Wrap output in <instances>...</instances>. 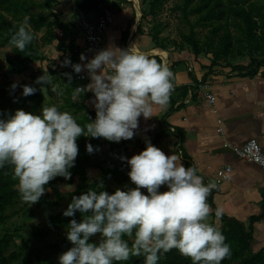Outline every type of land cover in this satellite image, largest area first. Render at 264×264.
I'll return each mask as SVG.
<instances>
[{"label": "clouds", "instance_id": "9594fccd", "mask_svg": "<svg viewBox=\"0 0 264 264\" xmlns=\"http://www.w3.org/2000/svg\"><path fill=\"white\" fill-rule=\"evenodd\" d=\"M33 40L30 17L25 15L10 42L23 52ZM85 59L81 54L80 60ZM69 65L77 74L87 70L90 83L76 91L94 94V121L82 127L70 112L56 106H43L39 115L16 110L0 119V168L12 166L20 197L30 205L40 201L48 191L45 186L56 177L71 178L79 137L116 143L130 140L139 118H152L153 105L166 107L174 91L173 71L133 46L110 45L83 65L65 58L62 66ZM65 75L71 81V74ZM35 83L49 87L51 80L42 75ZM18 86L13 83L11 88ZM36 91L24 85L22 95ZM145 145L139 154L121 157L136 187L125 186L112 194L88 190L73 196L63 215L74 217L79 212L81 220L73 218L67 225L66 237L73 246L59 256V264H123L141 256L144 264H158L173 249L192 264H222L230 258L226 237L207 222L212 214L208 197L216 184L206 185L195 167L185 168L176 155H166L150 140L145 139ZM86 150L92 154L93 145L87 144ZM161 186L168 190L160 192ZM222 215L217 208L215 216ZM97 234L98 242H90ZM126 237L132 239L131 245Z\"/></svg>", "mask_w": 264, "mask_h": 264}, {"label": "crops", "instance_id": "0c3cea01", "mask_svg": "<svg viewBox=\"0 0 264 264\" xmlns=\"http://www.w3.org/2000/svg\"><path fill=\"white\" fill-rule=\"evenodd\" d=\"M127 3L132 4L130 1ZM128 12L132 14V9L126 8L117 14L114 12V24L101 33L104 41L102 49L110 45L125 49L128 39V48L133 46L136 51L148 54L150 58L160 59H156L158 63L173 71L174 91L166 107L153 105L152 118H139V127L132 139L116 143L103 138H87V141L97 143L92 155L95 164L100 165L88 169L86 175L92 177L89 183L100 180L101 168H109L108 175L99 185L113 191L125 190V186L136 187L128 176L129 165L121 157L131 158L139 154L145 150V139H148L166 155H176L178 162L181 161L185 168L195 167L206 185L209 182L216 184L210 193V202L208 198L212 210L208 223L220 228L221 220L213 214L217 208L222 209L223 217L235 219L246 228L251 218L261 217L252 225L253 251H258L264 246V172L258 165L236 158L229 149L223 147V142L242 145L249 139H255L264 153V65L252 67L250 61H235L234 64L220 62L215 65L211 63L209 54L200 57V54L195 56L192 53L185 57L160 48L145 49L136 42V26L138 24L141 30L144 26L143 20L137 18V12L131 29L127 32L123 28ZM80 15L92 19L96 16L82 12ZM77 33L78 30L75 33V51L86 57L84 61L80 60V56L78 58V63L83 65L97 51L80 49ZM123 34H127L125 44L121 41ZM251 67L254 71L250 73ZM84 72L87 70L81 73ZM200 82L210 84L215 95L213 106L204 99ZM89 83L90 78L87 76L85 85ZM89 93L91 96L87 104L96 112L92 104L94 94ZM219 126L223 129L222 134L218 133ZM228 166L231 171L223 180L218 176V171ZM167 190L166 186L160 188V192ZM141 191L147 194L146 189Z\"/></svg>", "mask_w": 264, "mask_h": 264}, {"label": "rangeland", "instance_id": "374dc122", "mask_svg": "<svg viewBox=\"0 0 264 264\" xmlns=\"http://www.w3.org/2000/svg\"><path fill=\"white\" fill-rule=\"evenodd\" d=\"M97 1V9L89 12L93 15L107 6L112 8L116 14L126 8L132 9V14L131 12L127 13L128 18L123 27L127 32L135 22L136 12L138 13L137 18H141L142 14L145 15L144 20L142 19L144 23L143 30L136 34V42L145 49L160 48L170 54H179L186 57L193 53L191 46L184 41L185 35L190 33L192 24H194L195 37L200 44H203L210 35L209 27L195 24L198 18L197 15H190L188 20L183 17L181 7L184 0L168 1L155 18L148 17L149 0ZM128 1L132 4H128ZM224 2L227 4V0H224ZM76 3L77 0H56L50 2L44 10H38L46 18L45 25L40 31L35 32L32 28L35 45L41 57L39 60H28L24 64H19L13 59L10 46L0 47V92L6 88L12 90L11 85L17 83L19 86L12 91L16 93V99H18L21 97L24 85L46 88L43 91L45 99L35 115L41 113L43 106H56L60 111L70 112L63 108V104L66 103L69 96V89L83 88V83L77 80L78 74L73 71L71 65L62 66L65 58L70 59L72 64H77L79 61L75 57V48L72 49L71 47L74 43L73 36L78 29L76 20L80 17ZM137 27L138 24L136 29ZM231 30L233 33L235 32L234 29ZM121 41L125 44L123 39ZM127 42L128 40L126 41V47L128 48ZM233 51L236 52V47ZM204 55L207 54L200 53L199 56L205 57ZM236 55L226 62L232 64L235 61L249 62V58L246 56L247 52L244 53L243 57ZM65 73L71 74V81L68 80ZM42 75L48 76L51 80L49 87L35 83L37 78ZM79 94L81 92L75 91L72 98L76 99ZM72 115L78 122V115ZM80 125L85 126V124ZM85 135L87 136V132H85ZM84 138L87 139L88 137L84 136ZM90 178H92L91 175H86L88 183L91 181ZM78 185L77 178L72 185L58 182L46 185L48 191L36 204L25 203L20 197L15 201L13 207L0 212V239L5 234L10 236L8 246L1 250L0 264H59V256L73 245L66 237L68 227L52 230L47 223V219L66 210L72 202L73 196L78 197L85 193L88 185L85 184L82 189H79ZM76 220L78 222L81 220L80 214L76 217ZM91 239L93 242H97L99 234ZM129 239L132 243V239ZM12 253L15 256L14 260L10 258Z\"/></svg>", "mask_w": 264, "mask_h": 264}, {"label": "trees", "instance_id": "16d2710c", "mask_svg": "<svg viewBox=\"0 0 264 264\" xmlns=\"http://www.w3.org/2000/svg\"><path fill=\"white\" fill-rule=\"evenodd\" d=\"M56 0H0V47H11V53L15 62L24 64L28 60H39L41 57L35 45V40L29 44L25 51L20 52L11 44V38L18 30L25 15L30 17V23L35 32L40 31L44 25L46 18L42 16L38 10H44L49 6L50 2ZM170 0H149L148 17L155 18L164 5ZM78 9L82 13L93 12L97 9V0H77ZM183 17L188 20L190 15H197L196 25L209 27L210 35L203 44H200L194 33V24L190 27V33L185 35L184 41L191 46L195 56L200 53L211 54V63L218 65L220 62H226L235 54L238 57H243L247 52V57L250 59V65H264V0H184L181 7ZM98 14V13H96ZM145 15L142 14L141 20H144ZM231 29H234V33ZM140 26L136 33L140 31ZM221 33V35H220ZM127 34L122 35L125 41ZM155 38V37H154ZM156 39V38H155ZM128 40V39H127ZM72 49L75 46V34L73 36ZM236 47V52L233 49ZM235 52V53H234ZM212 56V57H211ZM78 59V53H75ZM259 58V59H257ZM158 61L160 59L156 58ZM250 68L251 72L254 71ZM83 82V87L86 85ZM32 86V85H31ZM37 89L36 93L16 99V93L10 88L3 89L0 92V119H7L10 115H14L16 110H24L35 115L36 111L42 106L44 101V93L39 86H32ZM76 89H69L68 99L63 104V108L69 110L72 114L78 115V124H87L94 121L96 112L91 110L87 104L91 94L89 92L79 94L76 99H73ZM97 146L94 141H87L84 136L77 140L78 156L75 161V166L70 169L71 178L65 180L63 177H56L49 182L62 183L67 185L74 184L76 178L79 181V189H82L85 184L88 185L87 190L107 191L109 194L115 191L99 187L108 175L107 170L100 169V180L88 183L86 174L88 169L92 167H100L95 164L94 155L89 154L86 150L87 144ZM18 180L13 177L11 165H6L0 168V212L6 208L13 207L15 201L20 198V194L16 188ZM209 202L211 195H209ZM67 210V209H66ZM62 211L56 215H52L47 219V223L52 230H60L68 227L70 220L80 214L76 212L74 217H66ZM215 214V213H213ZM215 216V215H214ZM216 217V216H215ZM259 217L251 218L250 225L246 228L241 222L228 218L220 217L221 225L218 229L226 237V243L231 246V256L222 261V264H264V246L258 251H253V223L260 220ZM129 244L131 241L129 238ZM10 236L3 235L0 239V254L1 250L8 246ZM90 242H93L91 239ZM98 242V241H97ZM11 259H15L14 254L10 255ZM123 264H144V257H133ZM158 264H192L190 258L181 255L177 250L173 249L165 254Z\"/></svg>", "mask_w": 264, "mask_h": 264}, {"label": "built area", "instance_id": "2783aa9c", "mask_svg": "<svg viewBox=\"0 0 264 264\" xmlns=\"http://www.w3.org/2000/svg\"><path fill=\"white\" fill-rule=\"evenodd\" d=\"M115 13L112 8L104 7L96 14L92 19L87 16L80 15L76 20V26L78 30V36L80 41L79 48L82 50H94L101 51L103 47V38L101 33L107 30L114 24ZM77 36V35H76ZM88 73H79L77 80L79 82H85L87 80ZM200 89L203 91L204 99L213 106L215 104V95L211 91V86L208 82H200ZM220 122V120H218ZM218 133L222 134L223 129L221 126L218 127ZM223 147L229 149L236 158L248 163H254L264 172V153L258 142L255 139H249L242 145H233L227 141L223 142ZM231 171V167L228 166L218 171V176L225 180L227 174Z\"/></svg>", "mask_w": 264, "mask_h": 264}]
</instances>
